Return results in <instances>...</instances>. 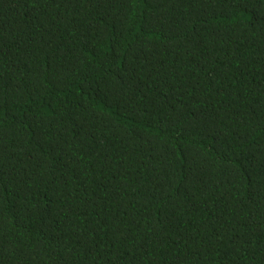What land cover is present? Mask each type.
I'll list each match as a JSON object with an SVG mask.
<instances>
[{
	"label": "trees",
	"instance_id": "trees-1",
	"mask_svg": "<svg viewBox=\"0 0 264 264\" xmlns=\"http://www.w3.org/2000/svg\"><path fill=\"white\" fill-rule=\"evenodd\" d=\"M0 264H264V0H0Z\"/></svg>",
	"mask_w": 264,
	"mask_h": 264
}]
</instances>
